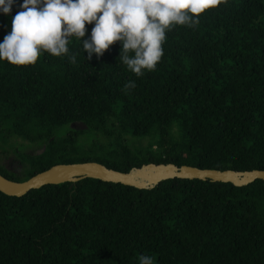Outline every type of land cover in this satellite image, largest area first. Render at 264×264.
Masks as SVG:
<instances>
[{"label":"trees","instance_id":"16d2710c","mask_svg":"<svg viewBox=\"0 0 264 264\" xmlns=\"http://www.w3.org/2000/svg\"><path fill=\"white\" fill-rule=\"evenodd\" d=\"M22 4L0 11V43ZM166 35L156 70L141 77L119 63L120 41L88 60L72 38L75 65L48 53L29 66L0 60V173L24 181L84 161L120 171L151 162L264 169V0H228ZM129 80L136 87L125 93ZM10 152L21 171L7 168ZM140 255L264 264V180L176 177L140 189L84 178L0 191V264H139Z\"/></svg>","mask_w":264,"mask_h":264},{"label":"clouds","instance_id":"9594fccd","mask_svg":"<svg viewBox=\"0 0 264 264\" xmlns=\"http://www.w3.org/2000/svg\"><path fill=\"white\" fill-rule=\"evenodd\" d=\"M228 0H23V10L12 17L11 31L0 43V60L15 66L35 65L43 53L69 55L72 38L82 40L83 52L103 56L117 41L118 57L137 77L155 71L164 55L166 33L175 26L195 28L200 17ZM15 0H0V11L10 14ZM89 39L86 25L92 24ZM69 62L77 63L76 54ZM136 87L127 81L123 91ZM78 125L79 123H74ZM80 128V127H79ZM139 264H154V257L140 255Z\"/></svg>","mask_w":264,"mask_h":264},{"label":"water","instance_id":"95a60500","mask_svg":"<svg viewBox=\"0 0 264 264\" xmlns=\"http://www.w3.org/2000/svg\"><path fill=\"white\" fill-rule=\"evenodd\" d=\"M80 127L86 128V125L82 124ZM45 148L44 146L39 153H43ZM176 177L210 179L243 186L257 179L264 180V169L218 170L190 165H177L175 163L151 162L142 164L139 167H132L129 171H120L96 161H84L55 164L24 181L11 180L0 173V191L11 196H22L32 189H37L47 184L77 182L84 178H96L140 189H150L156 187L163 180Z\"/></svg>","mask_w":264,"mask_h":264},{"label":"flooded vegetation","instance_id":"af4514ba","mask_svg":"<svg viewBox=\"0 0 264 264\" xmlns=\"http://www.w3.org/2000/svg\"><path fill=\"white\" fill-rule=\"evenodd\" d=\"M36 150H38V152L41 151V150L39 151V149H35V148L34 149H32V148L28 149V151H36ZM20 161H21V159H19L18 157H16V158L15 157L5 158L6 165L8 166L7 168H9V169L16 168L17 171H21L22 170V163Z\"/></svg>","mask_w":264,"mask_h":264},{"label":"rangeland","instance_id":"374dc122","mask_svg":"<svg viewBox=\"0 0 264 264\" xmlns=\"http://www.w3.org/2000/svg\"><path fill=\"white\" fill-rule=\"evenodd\" d=\"M82 124H83V123H79L78 126L80 127V125H82ZM83 125H84V124H83ZM80 129H84V128H81V127H80ZM25 150L28 151V147L25 148ZM40 150H41V149H39V151H40ZM9 157H14V154L10 152V153H9ZM2 160H3V159H0V162H2Z\"/></svg>","mask_w":264,"mask_h":264}]
</instances>
